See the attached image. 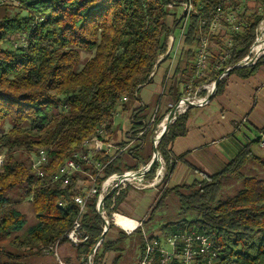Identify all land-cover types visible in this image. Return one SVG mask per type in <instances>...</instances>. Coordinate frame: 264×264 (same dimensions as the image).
Returning a JSON list of instances; mask_svg holds the SVG:
<instances>
[{
	"label": "trees",
	"instance_id": "1",
	"mask_svg": "<svg viewBox=\"0 0 264 264\" xmlns=\"http://www.w3.org/2000/svg\"><path fill=\"white\" fill-rule=\"evenodd\" d=\"M173 1L182 0H12L0 5V153L7 154L0 166V264H47L33 260L43 255L42 247L56 241L59 258L65 264H87V256L104 227L96 210L98 194L87 199L80 217L87 240L72 244L64 235L79 216L73 188L77 178H89L76 173L62 187L59 182H51L52 175L74 152L81 151L83 144L97 137L101 126L111 135L114 113L129 110L135 93L150 81L158 59L168 50L172 28H180L183 21L171 13ZM192 2L197 14L189 16L181 59L166 90L176 103L182 95L192 96L199 86L217 80L223 70L216 69L211 59L209 74L195 78L200 18L206 20L203 30L207 31L209 11L219 6L241 7V0ZM11 8L17 12L11 14ZM250 15L243 32L232 38L230 58L222 67L245 56L253 42L255 29L264 16L256 10ZM11 40L15 42L10 48L3 47ZM211 41L219 40L212 36ZM83 53L90 56L83 58ZM219 55L216 50L214 57ZM262 60L230 73L247 78ZM225 82L226 76L217 84L215 95L222 93ZM180 85L185 87L182 93ZM123 97L127 100L123 101ZM192 107L177 115L157 145L167 175L142 227L145 229L155 212L173 199L179 204L181 218L162 223L157 231L169 235L189 229L211 235L218 254L215 264H264V153L257 155L251 149L260 142L264 128L216 173L167 187L176 164L171 144L187 133ZM6 124L9 127L4 130ZM153 134L148 129L141 143L111 160L98 185L113 173L137 170L140 163H147L153 150ZM40 149L46 150L48 164L42 166L44 175L38 178L30 158ZM95 158L103 163L109 160L102 154ZM84 169L96 173L91 165H84ZM154 170L155 166L148 176ZM128 189L114 191L105 199L106 212H118ZM11 192L31 197L35 222L25 230L26 216L12 205ZM121 217L115 214V223L125 227ZM111 218L108 231L115 227ZM108 231L92 264H106L109 252L115 255L111 264H121L123 242L134 233L140 235V248L143 246L140 227L130 234L121 230L113 240L105 238Z\"/></svg>",
	"mask_w": 264,
	"mask_h": 264
},
{
	"label": "built area",
	"instance_id": "2",
	"mask_svg": "<svg viewBox=\"0 0 264 264\" xmlns=\"http://www.w3.org/2000/svg\"><path fill=\"white\" fill-rule=\"evenodd\" d=\"M12 2V0H0V5L4 3ZM173 6H180L182 8V14L178 20L182 19V24L180 26L181 35L184 39L185 31L188 25L185 26L184 22L187 20L189 22V16L191 13L197 14V8L193 4L192 0H182V1H173ZM240 7L234 8H224L216 7L214 10L209 11V16L211 17V22L209 24L208 30L204 31L203 27L206 24L204 18L199 20V43L197 47V53L194 60L195 67V78H202L209 74V61L214 59V66L216 69H223L221 79L227 76L230 71L234 68H243L251 67L257 64V62L264 56V33L261 29L260 23L258 29L255 31V39L248 49L245 56H243L237 62L222 67L227 60L230 58L231 48H232V38L237 34H241L245 27L247 26V18L244 17L241 13ZM241 16V18H240ZM225 33V34H224ZM217 37L218 43L212 42L211 37ZM173 39V35L169 36ZM221 41V42H220ZM214 46L219 50V57H214L212 49ZM161 58V57H160ZM160 58L158 60H160ZM152 75V72L150 76ZM214 81L210 84H205L199 86L195 91L192 97L186 96L183 97L198 106L205 105L204 102L206 96L213 91ZM190 88V87H188ZM205 91L206 94L201 97H197V94ZM135 93V98H136ZM127 100L126 97H123V101ZM183 101H179L177 112L183 113L187 104L183 102L184 106L182 107ZM204 103V104H203ZM118 111L114 113V116L118 115ZM129 128L123 134L121 140H114L107 134L104 130V126L99 128L97 137L95 139L88 140L83 144V149L81 151L74 152L70 158L66 161L65 170L60 175H52L51 182H59L62 187L66 186L71 179V176L76 173H81L88 176L89 180H85L80 177L77 178L74 190L77 192L73 197L74 203L79 205V216L77 222L72 226V231L65 233V238L72 244H79L87 240L88 234L85 232L83 225L80 221V217L85 210V204L89 197L98 194L96 202V210L98 213L106 216V210L104 208V203L102 210L98 209V197L100 192L104 194L111 190L114 186L118 185L115 191L121 190L127 185H131L135 189L144 190L148 188H154L159 190L160 186L163 185L165 176L167 175L166 163L163 159L161 153L157 157L155 163V170L151 176L148 174L141 175H125L127 172L122 173H113L106 177L104 181L98 185V179L103 177L104 167L119 154L126 152L128 149L134 148L136 145L141 143L144 133L148 129H152L154 134L153 138L157 136L158 131L160 130V123H157V114L154 111L151 116L147 119L135 118L133 114L128 117ZM246 122V119L243 118L240 124ZM138 126L137 128H134ZM261 147L264 146V135H261L260 139ZM102 154L105 157H108L109 160L106 163L100 161L97 157ZM2 157H5L3 153H0V166H2ZM46 160V150L40 149L35 155H32L30 158V165L36 166L38 168V178L39 171L41 170V162ZM149 162V161H148ZM148 162L145 163L148 165ZM84 165H91L96 173H90L84 169ZM143 163H140L138 169L142 168ZM147 168V167H146ZM61 205V203H59ZM113 205L110 207L112 208ZM116 213H111V219L114 221V215ZM116 224V223H115ZM123 228V226L119 225ZM142 229V242L143 246L140 248V254L135 264H215L217 260V252L214 248V243L212 236L206 233H201L196 230H176L172 234L165 235L161 231L154 232L153 236L150 237L149 234L143 229L141 224L139 226ZM135 228V229H136ZM126 232L128 230H125ZM58 243L56 241L54 244L48 247H42L41 251L45 254H53L57 260V264H65L60 260L58 255ZM101 244L100 240L97 241L94 246L96 251L99 245ZM94 251V253H95ZM93 254L87 256V264H92ZM231 264H237L232 262Z\"/></svg>",
	"mask_w": 264,
	"mask_h": 264
},
{
	"label": "crops",
	"instance_id": "3",
	"mask_svg": "<svg viewBox=\"0 0 264 264\" xmlns=\"http://www.w3.org/2000/svg\"><path fill=\"white\" fill-rule=\"evenodd\" d=\"M261 6L260 0H241L240 8L243 13L245 11L252 13L253 10L260 13ZM216 50L214 46L213 56ZM180 59L181 52H174L172 46L168 57L158 60L159 62L153 68L150 81L139 88L130 109L117 110L119 113L113 119V126L117 128V132L113 131L112 126L113 133L110 135L112 139H122L123 134L129 128L128 117L131 114L142 119L149 118L154 111H156L157 118L167 116L176 102L166 90ZM208 71L210 72V68ZM184 88L180 85L179 92L182 93ZM196 96L201 97V92ZM243 118L246 122L240 124ZM186 127L187 133L177 137L171 144L170 153L176 159V164L166 181L167 187L192 183L201 180L204 175L216 173L243 145L261 135L264 128V60L247 78H242L235 72L229 73L226 76L222 93L214 94L205 105L191 108ZM136 190L127 191L116 214H120L121 211V214L133 219L136 226L140 224L142 226V221L148 218L149 211L158 198V190L154 188ZM137 199L141 200L140 204H146L145 213L139 219L132 216L131 209L127 208V204ZM109 231L111 235L105 238L113 240L121 230L117 232L110 229ZM131 232L133 230L127 231V234ZM134 254L136 258L130 260L129 264L136 263L140 249L135 250ZM110 255L114 253H106L105 263H108L106 259H110Z\"/></svg>",
	"mask_w": 264,
	"mask_h": 264
},
{
	"label": "rangeland",
	"instance_id": "4",
	"mask_svg": "<svg viewBox=\"0 0 264 264\" xmlns=\"http://www.w3.org/2000/svg\"><path fill=\"white\" fill-rule=\"evenodd\" d=\"M260 2H261V5H262L261 6V12H260V14H262L264 16V0H260ZM241 11H243V10H241ZM10 12H11V14H14L15 12H17V9L14 10V9L11 8L10 9ZM246 12L247 11H245V13L241 12L244 17L248 18L249 16H251L250 15V13H251L250 11H249V13L248 12L246 13ZM171 13L172 14H175L179 18L181 16V14H182V8L180 6H173V7H171ZM22 14L23 15H27L26 12H22ZM248 19L246 21L247 24H248ZM172 20L173 19L171 18L170 19V23L172 22ZM263 20H264V17H263L262 21ZM260 23L258 24V26L256 27V29H258ZM184 24H185V26L188 25V21L186 20L184 22ZM256 29H255V31H256ZM254 39H255V37H254ZM168 40H169L168 41V45H171V43H172V46L174 48V52L179 53V51H180L181 52V55H182V50H183L182 48H184L185 45L183 43V38H182V35H181V29L180 28H174L173 29V39H171L169 37ZM14 42H15L14 40L13 41L11 40L10 42H6V43H4L3 47H9L10 48L11 45H12V43H14ZM252 43H251V45H252ZM89 56H90V54H86V53H83V55H82L83 58H86V57H89ZM262 58L260 60H262ZM251 67H253V66H251ZM243 68H250V67H243ZM184 97H186V96H184ZM189 97H192V96H189ZM162 119L163 118H159L158 117L157 118V123H160ZM8 127H9V124H6L4 126V130H7ZM113 131L117 132V128L114 127L113 128ZM151 140H152V137H151ZM251 149L257 155H263V153H264L263 147H261L260 143H254L252 145ZM2 153L4 154L5 157L7 156V154L5 152H2ZM127 187H129V189L136 190L131 185H127L124 188H121V190H124ZM136 191H138V190H136ZM9 196H10L12 205L15 208H17L18 210H20L21 212H23L25 214V216H26V224H25L23 230L31 227L34 224V222H35V216H34V213H33V210H32V206L30 204L31 197L30 198H24L22 196V194L19 193V192H11L9 194ZM172 200L173 199H169V201H168L169 204H164L160 209H158L155 212V214L153 216V219L145 226V229L144 230L148 234L154 233L157 230H159V228H160V226H161L162 223H166V222H169V221H175V220H178V219L181 218V216L179 215V204L173 202ZM140 202H141V200L139 201L137 199L136 201L135 200L134 201L132 200V202L130 204H127V208L128 209H131V212L133 213L132 216L137 217L138 219L141 217V215H143L145 213L144 212L145 211V207L144 206L146 205V204H140ZM120 208H121V206H120ZM106 213H107L106 214V217L108 218V220H110L109 219V216H111V213L112 212H106ZM114 213H116V212H114ZM119 213L122 216L121 217L122 218L121 220L124 223L125 227H127L129 231L135 230L134 229L135 228L134 226H136V222L133 219H130L127 216L121 214L122 213L121 211ZM186 219L191 220L192 218H191V216H187ZM113 223H114V221H113ZM125 227L122 228L118 224H115V227H113L111 229L119 232V230H122V231L124 230L125 231L126 230ZM109 232L111 233V231H109ZM110 233H107L108 234L107 236L111 235ZM123 247L125 248V251H124V253L122 255L121 264H129V261L130 260H135V258H136V255L135 254L133 255L134 251L140 249V235L137 234V233H134V234H132L130 236H127V238L123 242ZM114 256L115 255H110V259H108V258L106 259V261H108V263H106V264H111ZM55 260L56 259L53 256V254H51V253L50 254L43 253V255H40V256L36 257L33 260V262H41V263L43 262V263H47V264H54L55 263ZM1 261H3V257L2 256H0V262Z\"/></svg>",
	"mask_w": 264,
	"mask_h": 264
},
{
	"label": "water",
	"instance_id": "5",
	"mask_svg": "<svg viewBox=\"0 0 264 264\" xmlns=\"http://www.w3.org/2000/svg\"><path fill=\"white\" fill-rule=\"evenodd\" d=\"M263 22H264V20H263ZM173 29H174V28H172V30H171V35H173ZM171 47H172V43H171V45L169 46L167 52L161 56L160 60H162L163 58H165V57L168 55V53H169ZM160 60H159V61H160ZM159 61H158V62H159ZM220 80H221V78L219 77L217 80L214 81L213 91L210 92V93L206 96V98H205V100H204L205 103H206V102H209V100L211 99V97L215 94L217 84L219 83ZM180 100L187 104V108H188L189 106H198L197 104H195V103H193V102H191V101H189V100H187V99H185V98H181ZM180 100H179V101H180ZM178 104H179V102H177V103L173 106V108L170 110V112L167 114V123H166V125L164 126V128L162 129V131H160V132L157 134V136H155V137L153 138V150H152V155H151V158H150V160H149V162H148V165H146L145 163H143L142 168L137 169V170L126 171L127 174H125V175L130 176V175H141V174H146V173L150 172V171L153 169V167H154V165H155V163H156L157 157H158V155H159V151H158V149H157V145H158L159 141H160V140L162 139V137L168 132V129H169L170 125L175 121L177 115L181 114V113H178V112H177ZM203 104H204V103H203ZM187 108H186V109H187ZM146 167H147V168H146ZM117 186H118V185L114 186L111 190H109V191H108L107 193H105V194H104L103 192H100L99 197H98V198H99V199H98V200H99V201H98L99 203H98V205H97L99 211L102 210L103 203H104L105 199H106L109 195H111V194L116 190ZM99 215L102 217V219H103V223H104L103 232H102L101 237L99 238L100 242H102L103 239H104V236H105L106 232H107L108 229H109V220H108V218H107L106 216H104V215H102V214H100V213H99ZM114 224H115V223H114ZM94 249H95V248H93V249L91 250L90 254H93V253H94V251H95Z\"/></svg>",
	"mask_w": 264,
	"mask_h": 264
},
{
	"label": "bare ground",
	"instance_id": "6",
	"mask_svg": "<svg viewBox=\"0 0 264 264\" xmlns=\"http://www.w3.org/2000/svg\"><path fill=\"white\" fill-rule=\"evenodd\" d=\"M261 29H262V32L264 33V22H262V24H261ZM181 104H182V107H183V106H184L183 102H182ZM166 123H167V116L164 117V118L161 120V123H160V130L158 131V133H159L160 131H162V129L164 128V126L166 125ZM98 132H99V129H97V133H98ZM95 138H96V137H95ZM95 138H93V139H95ZM70 157H71V156H70ZM70 157H68V158H70ZM68 158H67V159H68ZM67 159L65 160L64 164L61 165V166L59 167V169L54 173V175H60V174H62V172L65 170ZM2 162H3V161H2ZM47 164H48V158H47V154H46V160L43 161V162H41V170L39 171V176H43V175H44V170L42 169V166H43V165H47ZM32 168L35 169V170L37 171V174H38V168H36V166H32ZM75 222H77V219L74 221V223H75ZM74 223H73V224H74ZM70 231H72V228H71L68 232H70Z\"/></svg>",
	"mask_w": 264,
	"mask_h": 264
}]
</instances>
